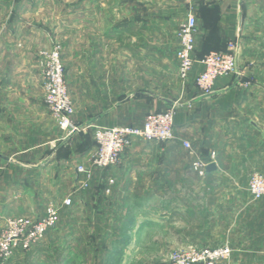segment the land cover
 Returning <instances> with one entry per match:
<instances>
[{"label":"crops","instance_id":"0c3cea01","mask_svg":"<svg viewBox=\"0 0 264 264\" xmlns=\"http://www.w3.org/2000/svg\"><path fill=\"white\" fill-rule=\"evenodd\" d=\"M132 1L98 3V15L77 19L84 34L98 30L99 45L83 50L82 108L76 107L75 123L87 130L69 137L42 95L32 94L28 85L36 67L33 57L43 41L48 44L47 30L58 35L59 25L42 27L45 18L35 3L10 5L7 38L0 49V230L8 218L41 217L48 205L60 207L66 198L75 204L81 193L83 208L96 207L98 215L112 218L117 230L128 216L123 210L128 199L144 193L152 199L175 184L180 200L205 201L204 221L186 218L190 228L207 225L211 231L218 194L196 195L186 185H210L226 169L232 176L242 169L264 175V5L253 19L254 0H191L190 7L186 0ZM84 8L90 13L91 3ZM189 12L196 18V62L186 80L172 82L178 74L177 32ZM230 42L238 47V75L218 79L214 93L204 97L194 83L201 71L198 61L210 52H225ZM176 101L181 103L175 110L173 141H136L114 167L92 166L96 145L88 129L140 128L148 113ZM182 141L190 143L191 152ZM199 160H213L215 169L199 176L192 167ZM80 165L92 172L83 192L78 187L83 176L76 170ZM126 226L134 229L137 223ZM258 248L264 264V224Z\"/></svg>","mask_w":264,"mask_h":264},{"label":"rangeland","instance_id":"374dc122","mask_svg":"<svg viewBox=\"0 0 264 264\" xmlns=\"http://www.w3.org/2000/svg\"><path fill=\"white\" fill-rule=\"evenodd\" d=\"M186 1L190 7L191 0ZM12 3H26L24 4L26 7L35 3L36 7L39 6V15L45 18L42 27L50 28L53 27L51 22L58 23L59 34L55 35L54 31L48 29L47 33L51 35L47 38L48 44L45 45L46 41H43V47L40 48L37 56L33 57L36 67L32 69L29 78L31 82L28 85L32 89V94L42 95L44 102L43 58L54 46H58L64 86L74 111L71 121L78 129L74 134H81L87 129L76 124L75 117L77 118L78 115L76 107L82 108L83 50L84 47L89 46L92 49L98 48L99 35L97 29L90 34H84L83 25L77 22V19L89 14L98 15V3L135 2L132 0H0V49L3 48L2 43L7 38L4 39V28L7 26ZM86 3L92 5L90 13L84 8ZM251 5V16L253 19H258L259 7L264 5V0H254ZM176 80H182L179 74L175 77L172 75V82ZM180 103L176 101L175 107L177 108ZM96 129H88L91 136H94ZM225 172L229 170L226 169L221 173L219 181L210 185H186V191L196 195L212 192L218 194V199L215 201L218 205L216 210H213L215 213L213 218L216 219L214 230L207 229V225H199L197 229L190 228L185 219L194 221L196 218L204 221L203 215L207 212V208L203 205L205 201L200 199L180 200L179 185H169L167 192L156 193L152 199L145 193L136 194L134 199H128L126 201L128 206L123 210H131L133 222L137 223V227L134 229L128 227L127 231L121 226L113 230L115 225L110 221L112 218L98 215L96 205L93 210L87 206L83 208L84 197L81 193L76 198L75 204L72 203L70 207L60 210L59 222L37 245L25 253L16 252L8 261H0V264H168L172 253L188 247L215 248L224 245L231 250L228 264H261L258 235L260 226L264 224V198L253 201L248 193L249 177L252 173L258 172L253 169L250 171L242 169L238 170L237 176ZM81 182L78 184L80 189L78 190L83 192ZM1 232L2 229L0 235Z\"/></svg>","mask_w":264,"mask_h":264},{"label":"built area","instance_id":"2783aa9c","mask_svg":"<svg viewBox=\"0 0 264 264\" xmlns=\"http://www.w3.org/2000/svg\"><path fill=\"white\" fill-rule=\"evenodd\" d=\"M196 18L189 12L185 21L179 26L177 32L178 49L176 58L178 74L186 80L195 58ZM237 45L228 43L227 50L208 53L198 63L201 67L194 83L202 96L208 97L214 93V84L220 79L237 74ZM44 102L46 108L54 117L59 129L65 137L78 132L72 124L74 114L70 99L67 95L64 81L63 68L59 58V47L54 46L43 58ZM248 86V83L244 85ZM175 105H171L161 112L148 113L140 128L130 126H116L111 128H97L93 133L96 152L92 158V166L98 170H105L117 165L121 155L136 141L144 143L170 142L175 139L173 133ZM186 151L191 152V145L182 141ZM210 162L196 161L192 167L199 176H204L205 169ZM77 172L83 176L82 188L88 187L92 172L89 168L78 166ZM112 181L109 182V185ZM107 189L105 194H109ZM248 193L253 201L264 198V176L252 173L248 180ZM72 205L71 198L62 201L60 207L68 208ZM60 207L50 204L45 208L41 217L20 216L5 220L0 235V261H8L16 252H27L40 242L45 234L59 222ZM231 250L228 246L215 248L188 247L169 256L168 264H228Z\"/></svg>","mask_w":264,"mask_h":264},{"label":"trees","instance_id":"16d2710c","mask_svg":"<svg viewBox=\"0 0 264 264\" xmlns=\"http://www.w3.org/2000/svg\"><path fill=\"white\" fill-rule=\"evenodd\" d=\"M206 56V55H205ZM204 56V57H205ZM204 57H201L199 60H201V59H203ZM93 143L95 144V142L93 141ZM96 145V144H95ZM103 192V191H102ZM134 221V219H133V215H131L130 214V211H128V216H127V218L125 219V224H124V226H123V228H124V230H126L127 231V229H126V225L129 223H131V222H133ZM23 253H25V252H23Z\"/></svg>","mask_w":264,"mask_h":264},{"label":"water","instance_id":"95a60500","mask_svg":"<svg viewBox=\"0 0 264 264\" xmlns=\"http://www.w3.org/2000/svg\"><path fill=\"white\" fill-rule=\"evenodd\" d=\"M214 169H215V166H214V164L212 163V164H209V165L206 167L205 171H206V172H210V171H212V170H214Z\"/></svg>","mask_w":264,"mask_h":264}]
</instances>
